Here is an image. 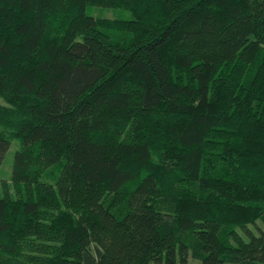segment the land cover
I'll return each mask as SVG.
<instances>
[{
    "label": "trees",
    "instance_id": "obj_1",
    "mask_svg": "<svg viewBox=\"0 0 264 264\" xmlns=\"http://www.w3.org/2000/svg\"><path fill=\"white\" fill-rule=\"evenodd\" d=\"M0 98V264H264V0H0Z\"/></svg>",
    "mask_w": 264,
    "mask_h": 264
},
{
    "label": "rangeland",
    "instance_id": "obj_2",
    "mask_svg": "<svg viewBox=\"0 0 264 264\" xmlns=\"http://www.w3.org/2000/svg\"><path fill=\"white\" fill-rule=\"evenodd\" d=\"M87 11L89 14L94 15V16H101V17H108V18H115V19L131 18L130 10L124 7H119V6L91 5V6H88ZM122 31L125 32V30L120 29V32ZM0 101H3V99L0 98ZM19 147H20L19 139L13 138L11 140V144L7 152L5 153V157L0 167V191H1L2 180H7V181L11 180L14 156H15V152L18 150ZM43 178L46 180H50V181L54 180V176L52 174L50 176L44 175ZM259 224L262 225V222L259 221ZM191 263H194V262L191 261Z\"/></svg>",
    "mask_w": 264,
    "mask_h": 264
}]
</instances>
